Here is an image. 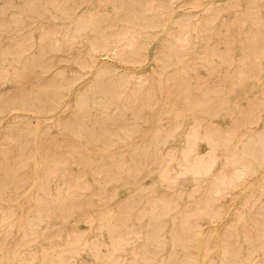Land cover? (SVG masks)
<instances>
[{"label":"rangeland","instance_id":"rangeland-1","mask_svg":"<svg viewBox=\"0 0 264 264\" xmlns=\"http://www.w3.org/2000/svg\"><path fill=\"white\" fill-rule=\"evenodd\" d=\"M7 2L0 0V264H160V256L151 259L146 235L154 214L164 208V259L169 258L174 233L179 264H192L188 260L196 256L199 264H264V56H256L264 47V0H11L12 7ZM211 11L216 13L217 32L205 34L189 55L216 51L211 61L216 70L209 73L197 61L189 82L197 85L191 97L202 104L193 109L175 74L181 54L170 50L176 42L172 34L177 21L197 24ZM90 16L91 27L80 29L72 42L77 20ZM140 28L148 45L135 59L123 50L126 37ZM106 41L121 45L124 56L97 51L94 66L85 67L91 42ZM161 52L172 62L163 71L157 61ZM101 65L127 88L140 87L138 101L123 111L120 123H96L98 106H91L84 119L74 118L82 92H92L89 103L104 98L108 89L91 88ZM169 72L171 80L166 79ZM67 84L69 89L64 88ZM53 85L63 86L58 105L53 94L43 91ZM193 115L202 119L203 133L212 126L214 135L231 136L227 148L217 147L214 173H225L235 182L223 184L220 193L210 188L212 176L204 182L191 174L172 179L181 170ZM79 129L92 135L82 137ZM158 130L162 135L170 130L164 144L155 140ZM254 134L259 140L254 154L242 159L240 150ZM155 145L165 152L173 149L174 160L164 165L155 161ZM209 150L207 138L198 141L200 154ZM246 164L248 172L237 178L236 166ZM14 176L24 179L16 184Z\"/></svg>","mask_w":264,"mask_h":264},{"label":"bare ground","instance_id":"bare-ground-1","mask_svg":"<svg viewBox=\"0 0 264 264\" xmlns=\"http://www.w3.org/2000/svg\"><path fill=\"white\" fill-rule=\"evenodd\" d=\"M148 1V0H147ZM151 1V0H150ZM133 2V1H132ZM140 2V1H139ZM113 3V2H112ZM142 3V2H141ZM115 4V3H114ZM131 4V3H130ZM147 4V2H146ZM148 5V4H147ZM13 4L11 2V0H8L7 2V7H12ZM116 6V4H115ZM121 6V5H120ZM150 6V5H149ZM135 7V6H134ZM153 7V6H152ZM159 8V6H157ZM253 7V6H252ZM258 7V6H257ZM119 7H116V9ZM141 8V7H139ZM156 8V7H155ZM162 8V7H161ZM255 8V5H254ZM16 9V8H15ZM115 9V10H116ZM132 9V8H131ZM130 9V10H131ZM143 9V8H142ZM157 9V8H156ZM155 9V10H156ZM256 9V8H255ZM140 10V9H139ZM147 10V9H146ZM154 10V12H156ZM158 10V9H157ZM253 10V9H252ZM257 10V9H256ZM3 11V10H2ZM151 11L153 13V10L151 8ZM159 11V10H158ZM251 11V10H250ZM118 12V11H117ZM132 12V11H131ZM219 12V11H218ZM151 13V12H150ZM157 13V12H156ZM159 13V12H158ZM162 13V12H161ZM252 13V12H251ZM250 13V14H251ZM119 15V14H118ZM139 16V15H138ZM144 16V13H143ZM256 16V15H254ZM258 16V15H257ZM256 16V17H257ZM120 17V16H119ZM130 17V16H129ZM218 17V16H217ZM248 17V16H247ZM103 18V16H102ZM132 18V17H130ZM145 18V17H144ZM251 18V17H250ZM255 18V17H254ZM109 19V18H108ZM240 19V18H239ZM117 20V19H116ZM216 13L214 11H211V15L209 16V18L205 19V20H199L197 22V24L195 23H191L190 19L189 20H179L177 21V29L175 30V32L172 34V37L175 39V43H173L172 45H170V50H173L176 52L175 49L179 50V54L180 55V59L177 61L178 63V68H177V73L179 78L182 79L181 84H180V88H181V92L184 93L185 98L187 99L188 104L191 105V107L194 109L197 104H202V102H195L193 100V98L191 97V93H192V89L195 87H191L190 86V82L189 79L191 78V72L196 70V63L197 61H200L201 63H204L205 65H207V68L209 70V73H213L216 68H214V66H212L211 61L213 59V56L216 55V51L215 54L210 52L211 50H209V52H206L205 54L202 53L201 50H195L192 55L190 56V50L193 48L194 45L196 44H200L205 40V34H209V35H215V31L214 32V27L215 23H216ZM246 20V19H245ZM249 20V19H248ZM251 20V19H250ZM256 21L255 19H252V21ZM261 19H259L260 21ZM113 21V20H112ZM238 21V20H237ZM240 21V20H239ZM253 21V22H254ZM258 21V19H257ZM258 21V22H259ZM94 22V18L92 16L90 17H81L80 19L77 20L76 24H77V28L78 30L70 37V40L72 39V42H74L77 39L78 36V32L80 31V29L83 28H90L92 23ZM131 22V21H130ZM243 22V21H242ZM246 22V21H245ZM101 23V22H100ZM244 23V22H243ZM241 24V23H239ZM245 24V23H244ZM109 25V24H108ZM217 25V23H216ZM137 26V25H136ZM241 26V25H240ZM257 26V25H256ZM108 27V26H107ZM112 27V26H111ZM128 27V26H127ZM106 28V27H105ZM100 29V27H99ZM108 29V28H107ZM134 30V29H133ZM216 30V29H215ZM132 31V30H131ZM103 32V31H102ZM193 32L196 33V38L197 41L195 42L193 40ZM229 32V31H228ZM248 32V31H247ZM261 32V31H260ZM101 33V32H100ZM256 33V32H255ZM259 33V32H258ZM262 33V37H264V30ZM247 35V34H246ZM250 35V34H249ZM255 35V34H254ZM127 36V35H126ZM248 36V35H247ZM260 36V34H259ZM103 37V36H102ZM101 37V38H102ZM105 37V36H104ZM111 37V35H110ZM146 37L145 32L140 28V29H135L133 32L130 33V35L127 38V45H125L126 47L124 48V52L127 53V51L129 52V54L134 55L137 59L138 57L144 55V51L146 46L148 45V42H146L144 40V38ZM217 37V35L215 36ZM233 37V36H232ZM252 37V36H251ZM96 38V36H95ZM256 38V37H255ZM233 39V38H232ZM263 39V38H262ZM57 42H60L62 40V38H57L56 39ZM219 40V39H218ZM252 40V38L250 39ZM254 40V38H253ZM213 41V40H212ZM230 41V39H229ZM240 41V39H239ZM243 41V40H242ZM99 42L96 41V43ZM232 42V41H230ZM229 42V43H230ZM253 42V41H252ZM262 42V40L260 41ZM259 42V43H260ZM94 42H91V47L89 49V59L86 61L85 63V67L91 69L94 64H95V58L93 56V53L97 52V51H102L104 54L109 53L110 51L114 52L115 51V56H120L123 54V51L119 50V48L121 47V45H119L118 43L110 45L111 42L110 41H106L103 42L101 45H98ZM218 43V42H216ZM239 43V42H238ZM258 43V42H257ZM256 43V44H257ZM227 44V43H226ZM232 44V43H231ZM248 44V43H247ZM234 45V44H233ZM250 45V44H249ZM264 44H262L263 46ZM215 46V45H214ZM252 46V44H251ZM257 46V45H256ZM61 46H58V48H60ZM217 47V46H216ZM228 47V45H227ZM110 48V49H109ZM122 48V47H121ZM212 48V47H211ZM210 48V49H211ZM261 48V47H260ZM215 49V48H214ZM232 45H230L228 51H232ZM244 49V48H243ZM255 49V48H254ZM258 49V48H257ZM161 50V49H160ZM177 50V51H178ZM213 50V49H212ZM227 50V49H226ZM219 51V50H218ZM252 51V50H251ZM250 51V52H251ZM174 52V53H175ZM204 52V51H203ZM221 52V51H220ZM223 52V51H222ZM227 52L230 56V53ZM243 52V51H242ZM255 51H253L254 53ZM173 53V54H174ZM226 53V54H227ZM252 53V54H253ZM162 56L159 54V56L157 57V61L159 64L160 69L163 71L165 69H167L168 67H171L172 62L170 61V59H164L163 57H165V53L161 52ZM177 54V52H176ZM218 54H220L218 52ZM224 54V53H223ZM232 54V53H231ZM264 56V47L262 49H260V52L257 51L256 52V56L257 58H259L260 55ZM112 55V56H114ZM221 55V54H220ZM88 56V55H87ZM124 56V54H123ZM129 56V55H128ZM227 56V55H226ZM232 56V55H231ZM228 57V61L231 62L232 61V57ZM254 56V54H253ZM170 57V56H169ZM179 57V55L177 56ZM225 57V56H224ZM118 58V57H117ZM167 58V57H166ZM217 58V57H216ZM249 58V57H247ZM255 58V56H254ZM227 59V58H226ZM225 59V60H226ZM257 60V59H256ZM224 61V60H223ZM214 62V61H213ZM227 62V61H225ZM224 62V63H225ZM244 62V61H243ZM134 64V63H133ZM214 64V63H213ZM253 64V63H252ZM252 64H250L252 66ZM256 64V63H255ZM175 67L176 63L173 64ZM229 65V64H228ZM243 65V64H242ZM173 66V67H174ZM216 66V65H215ZM174 67V68H175ZM244 67V66H243ZM246 67V66H245ZM250 67V66H249ZM258 67L259 69L261 68L260 64L258 63ZM34 69V68H33ZM250 70V69H249ZM237 71V70H236ZM174 72V71H173ZM238 72V71H237ZM243 72V71H242ZM242 72H240V74L242 75ZM256 72V71H255ZM111 73V70L105 66V65H101L97 68L96 70V80L92 85V89L99 87V86H104L105 89H108L107 91L105 90L106 93H104V98L101 100H94L93 102L89 103L88 101L90 100V95H91V91L90 92H85V93H81L78 96V101H77V110L74 112V118L77 120H79L80 118H85L86 114L88 112V109L91 106H98L101 108L100 110V115L96 118V123L101 124L102 126L105 125V123L107 122H112L113 124L116 123H120L123 119L122 117V113L123 111L130 107L133 103H135V101H138V97H139V92H140V87L138 88H127V86L122 83V80H113L109 74ZM239 73V72H238ZM254 73V72H253ZM174 74V76H176ZM251 74V73H250ZM254 76V74H252ZM169 76L170 77H166L169 78V80L172 79L171 73L169 72ZM177 76V77H178ZM160 77V76H159ZM251 77V76H250ZM249 77V78H250ZM175 78V77H174ZM165 79V80H166ZM245 79V78H244ZM168 80V81H169ZM143 82V81H142ZM171 83V82H170ZM201 83V82H200ZM128 84V83H127ZM178 85V84H177ZM71 86V84H67L65 85L64 88L69 89ZM110 88H109V87ZM199 86V84H198ZM204 86V85H203ZM201 86V87H203ZM63 87V86H62ZM62 87H57V85H53V86H49V88L45 87L44 88V94L45 95H50L53 94V96H55L56 99V104H60L61 103V97L63 96V92L61 90ZM175 87V86H174ZM200 88V87H199ZM197 88V89H199ZM207 88V87H206ZM220 88V87H219ZM47 89V90H46ZM50 89V90H49ZM211 90V88H209ZM150 90V89H149ZM167 90V89H166ZM176 90L177 87H176ZM195 90V89H194ZM223 90V89H222ZM206 91V90H205ZM204 91V92H205ZM169 93L171 92L170 90L168 91ZM210 92V91H209ZM215 92V91H213ZM98 94V93H97ZM179 95V94H177ZM207 95V94H206ZM205 95V96H206ZM155 96V95H154ZM204 96V95H203ZM180 97V95H179ZM194 97V96H193ZM195 98V97H194ZM203 98V97H202ZM201 98V101H202ZM206 98V97H204ZM179 99V98H178ZM208 99V98H207ZM206 99V100H207ZM225 99V98H224ZM258 99V98H257ZM223 100V99H221ZM262 100V99H261ZM60 101V102H59ZM141 101V100H140ZM212 101V100H211ZM218 101V100H217ZM258 101H260L258 99ZM142 102V101H141ZM186 102V104H187ZM208 102V101H207ZM224 102V101H223ZM227 102V101H226ZM264 102V101H263ZM148 103V102H147ZM225 103V102H224ZM228 103V102H227ZM226 103V104H227ZM44 104V103H43ZM207 104V103H206ZM205 104V106H206ZM216 104V103H215ZM214 104V105H215ZM222 104V102L220 103ZM143 105V104H142ZM262 105V102H261ZM63 106H68V102H64ZM137 106V105H135ZM146 106H148L146 104ZM145 106V107H146ZM165 106V105H164ZM174 106V105H173ZM168 107V106H165ZM214 107V106H213ZM217 107H218V103H217ZM221 107H224L223 105H221ZM251 107V106H250ZM187 108V107H186ZM204 108V107H202ZM201 108V109H202ZM208 108V107H207ZM210 108V107H209ZM208 108V109H209ZM254 108V107H253ZM170 109V108H169ZM181 109V108H180ZM199 109V108H198ZM213 109V108H212ZM186 110V109H185ZM204 110V109H203ZM207 110V109H206ZM225 110V109H223ZM228 110V109H227ZM251 110V109H250ZM258 110V109H257ZM189 111V110H188ZM214 111V110H213ZM221 111V110H220ZM219 111V113H220ZM179 112V111H178ZM210 112V110H209ZM228 112V111H227ZM231 112V111H229ZM228 112V113H229ZM247 112V111H246ZM208 113V112H207ZM214 113V112H213ZM217 113V112H215ZM255 113V112H254ZM182 114H184L182 112ZM212 115V114H211ZM252 115V114H251ZM250 115V117L248 118V120L250 118H252V116ZM88 117V116H87ZM248 117V116H247ZM261 118V114L254 116V118L252 119V121L250 122V131H252L253 129V124H258L259 120ZM193 120L195 121V124L192 126L191 130L189 131V134L187 136V140H186V146L183 150V158L182 160L179 162V165L181 167V170L178 172L177 176H172L173 180L176 181L177 177L181 176V175H186V174H191L193 176V178L198 181V182H204L208 179L209 176L213 177V181L210 185V188H212L216 193H220L221 192V186L223 184H225V186H231L234 182L235 179L232 177H228V175H226L225 173L219 174L217 175L216 173H214L215 171V167L217 164V160H218V154L216 152L217 147H221L224 146L225 148H227V143L230 142V137H225L222 139L220 136L214 135V129L215 127L211 128L212 126H210L209 128L211 130L207 129V133H203L201 130L202 127V119L197 116V115H193ZM89 122V121H88ZM159 122V121H158ZM235 123V122H234ZM247 123V122H245ZM178 124V123H177ZM182 124V123H181ZM240 125V124H239ZM94 126V125H93ZM232 126V125H231ZM243 126V125H241ZM66 127V126H65ZM70 127V126H69ZM237 127V126H236ZM68 128V125H67ZM234 128V127H233ZM231 128V129H233ZM238 128V127H237ZM71 129V128H70ZM127 135L131 136L132 134V130L131 129H127ZM175 130V129H174ZM234 130V129H233ZM69 131V130H68ZM77 134H79L82 137H89L90 135H92L91 130L89 129H83V130H76ZM104 133L106 132V130L103 128L102 130ZM228 131V130H227ZM255 131V130H254ZM112 132V131H111ZM229 132V131H228ZM226 132V133H228ZM36 133V131H35ZM17 134V132H16ZM113 134V132H112ZM163 133L160 132L159 130L156 133V138L155 140H159V143L164 144L167 140L168 137L171 135L170 134V130L169 132H167L166 135H162ZM165 134V133H164ZM234 133H232L233 135ZM234 136V135H233ZM260 135H258L259 137ZM22 137V136H21ZM103 137H105L103 135ZM102 137V138H103ZM207 138L208 142L210 143V150L207 154H200L197 151V144L198 141L203 139V138ZM13 138V137H12ZM26 138V137H25ZM260 138V137H259ZM104 139V138H103ZM230 139V140H229ZM10 140V138L8 139ZM105 140V139H104ZM12 141V140H10ZM248 143L246 145L243 146V148H241L240 152H241V157L242 159L244 158V156L246 155H250V154H254L253 153V147L255 144H257L259 142V140L256 139L255 134L254 135H250L248 137ZM14 144V143H13ZM23 147V146H22ZM252 148V149H251ZM26 149V148H25ZM24 149V150H25ZM21 151V150H20ZM236 151V150H235ZM17 152V151H16ZM19 152V151H18ZM237 153V152H236ZM21 155V154H20ZM29 155V154H28ZM238 156V155H236ZM154 157H155V161L161 163V165H164L165 163H167V161L169 160H174L175 158V151L173 149L168 150V151H163L162 147L159 145H155L154 148ZM15 158V157H14ZM13 158V159H14ZM234 158V155H233ZM258 159V158H256ZM27 160V159H26ZM25 160V161H26ZM245 160V159H244ZM256 161V160H255ZM235 162V161H234ZM13 163V162H12ZM19 163V162H18ZM243 163V161H242ZM237 163H234V165H236ZM19 166V165H18ZM244 168L240 169V167L236 166V169H238L239 171L236 173L237 178H241L244 174H246V172H248L247 168L249 166V164L243 165ZM24 167V166H23ZM15 168V167H13ZM17 169V168H15ZM23 169V168H22ZM164 169V168H163ZM19 171V170H18ZM34 172V171H33ZM117 175V174H116ZM164 176V175H163ZM14 182L16 184H19L22 182V180L24 178L20 177V176H14ZM166 177V176H165ZM164 177V178H165ZM118 180V179H117ZM44 180H40V186L44 184L43 182ZM253 184V183H252ZM214 194V193H213ZM217 195V194H216ZM220 196V194H219ZM75 198V197H74ZM210 199V198H209ZM211 200V199H210ZM205 201V200H204ZM38 202V200H37ZM61 202V201H60ZM63 202V201H62ZM43 203V202H42ZM40 203V204H42ZM69 203V202H68ZM70 204V203H69ZM47 207V206H46ZM242 207V206H241ZM39 208H37L38 210ZM42 209V208H41ZM127 209V208H126ZM47 210V209H46ZM211 210V208H210ZM41 212V210H40ZM49 212V210H48ZM47 212V213H48ZM168 211H166V208L156 212L153 216V221H152V225L150 227V229L147 232L146 235V241L148 244H150L152 246V250H151V259H156L157 256L161 257V262L160 264H179L180 263V259L178 257V255L176 254L175 251V245L177 244L179 238L177 237L176 234L173 233V239H172V250L169 254V258L168 259H164L163 258V254L164 251L166 249V241H165V231H166V222L162 219L163 215H166ZM43 213V211H42ZM45 213V212H44ZM264 215V214H263ZM192 216V215H191ZM184 219V218H183ZM181 220V219H180ZM189 220V219H188ZM181 222V221H179ZM259 225V224H258ZM183 227V225H182ZM187 230H190L187 228ZM183 232V231H182ZM258 232V231H257ZM185 233V232H184ZM200 234V233H199ZM245 234V233H244ZM201 236V235H200ZM264 237V236H263ZM199 238V236H198ZM248 238V237H247ZM246 238V239H247ZM191 239V238H190ZM260 241V240H259ZM182 242V241H181ZM232 242V241H231ZM185 245V244H184ZM20 246V245H19ZM198 246V245H197ZM184 247V246H183ZM199 248V246H198ZM202 248V247H201ZM200 249V248H199ZM261 249V248H260ZM225 250V249H224ZM263 251V250H261ZM200 252V251H199ZM236 253V252H235ZM227 254V253H226ZM59 256V254H58ZM199 256V255H198ZM62 259V258H61ZM64 259V258H63ZM188 258L182 261L187 262ZM181 261V262H182ZM190 263L192 264H199V260L198 257H193L190 258L188 260Z\"/></svg>","mask_w":264,"mask_h":264}]
</instances>
